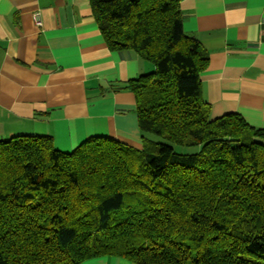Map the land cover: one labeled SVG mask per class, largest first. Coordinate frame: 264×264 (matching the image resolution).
I'll use <instances>...</instances> for the list:
<instances>
[{"label":"trees","instance_id":"obj_1","mask_svg":"<svg viewBox=\"0 0 264 264\" xmlns=\"http://www.w3.org/2000/svg\"><path fill=\"white\" fill-rule=\"evenodd\" d=\"M180 3L91 0L108 48L155 67L123 87L144 146L96 137L64 153L52 137L0 138V264H264V129L211 118L209 55Z\"/></svg>","mask_w":264,"mask_h":264},{"label":"crops","instance_id":"obj_2","mask_svg":"<svg viewBox=\"0 0 264 264\" xmlns=\"http://www.w3.org/2000/svg\"><path fill=\"white\" fill-rule=\"evenodd\" d=\"M184 32L209 55L201 74L211 118L264 129V0H181ZM36 15L42 22L38 26ZM155 67L111 51L91 0H0V138L52 137L72 153L106 137L144 146L135 95L123 87ZM83 264H134L100 257Z\"/></svg>","mask_w":264,"mask_h":264},{"label":"built area","instance_id":"obj_3","mask_svg":"<svg viewBox=\"0 0 264 264\" xmlns=\"http://www.w3.org/2000/svg\"><path fill=\"white\" fill-rule=\"evenodd\" d=\"M35 22H36V24L38 25V26H41L42 25V22H41V20H40V18H39V15H36V17H35Z\"/></svg>","mask_w":264,"mask_h":264},{"label":"rangeland","instance_id":"obj_4","mask_svg":"<svg viewBox=\"0 0 264 264\" xmlns=\"http://www.w3.org/2000/svg\"><path fill=\"white\" fill-rule=\"evenodd\" d=\"M158 142H164L161 138H156ZM179 150V147H176ZM189 152H195L196 150H188Z\"/></svg>","mask_w":264,"mask_h":264}]
</instances>
